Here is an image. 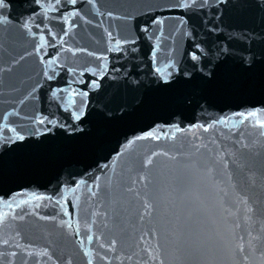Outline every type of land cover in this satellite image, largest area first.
<instances>
[{
	"label": "water",
	"instance_id": "1",
	"mask_svg": "<svg viewBox=\"0 0 264 264\" xmlns=\"http://www.w3.org/2000/svg\"><path fill=\"white\" fill-rule=\"evenodd\" d=\"M12 3L13 23L0 25V125L4 123V114L12 112L13 108L21 112V117L32 115L36 109L63 122L68 113L64 111L61 102L50 98L47 85L54 88L57 84L60 87L72 84V77L65 70L60 71L57 80L47 82L45 88L40 89L39 101H33L29 97L24 105L19 104L35 83L42 79L43 70L39 56L33 51V45L39 42L38 36L35 39L28 37L20 29L19 23L34 8L37 12L40 9L32 0H12ZM131 3L133 0H97V7L99 12L104 13L103 16L92 10L90 5L85 6L84 14L92 20V24L78 19L76 23L79 26L70 30L69 36H63L62 25L55 19L49 21L43 17L34 18L35 23L43 20L40 30L55 45L47 48L41 55L47 60L55 58L59 52L60 62L65 64V69L98 66L99 61L86 53L73 55L71 51H62L61 48L86 47L97 53L104 51L107 36L103 28L107 27L115 34L117 25L121 23L119 20H110L106 15L107 11H113L117 16L122 15L133 11L128 7ZM48 16L55 17L56 13L50 12ZM225 19L231 27L221 26L218 30H214L218 22L212 20V12L208 10L201 11L184 26L167 21L161 51L158 53V66L163 67L170 58L183 65L189 59V53L195 50L196 44L210 53L225 47L234 53L264 47V37L259 35L261 28L258 22L244 20L235 13ZM45 25L52 32L58 33L66 44L61 45L59 38H53ZM154 43V40H142L135 52L107 53L109 69L103 78L85 73V80L97 79L100 83V88L89 94L90 109L115 111L138 92L155 87L150 51ZM25 52L33 54L25 56L19 64L11 62L13 58L19 59ZM8 68H12V71H6ZM38 72L41 76H37ZM72 86L84 87L77 84ZM259 99L258 95L214 94L210 96L205 108L180 106L173 110L182 112L183 115L172 118L168 111L132 113L125 119L112 121L104 140L87 156L51 158L38 165L13 169L8 178L0 182V196L5 199L14 198L17 204L21 200H27L28 203L12 210L0 204V209L9 211L10 216L12 213L24 216L23 220H9L0 226V241L9 240L8 246L0 243V252L19 253L15 258L0 257V264H8V261L23 264L25 259L29 260V264H35L37 259H40L41 264H56L57 260L60 264H66L68 259L72 260V264H86L79 239L81 236L86 238L89 234L94 238L91 242L85 239L84 247L92 250L94 255L107 254L111 264H121V261L123 264H139L141 260L147 259L141 251L145 247L144 241L154 246L157 242L163 244L167 238L168 252L171 253L181 233L191 235L198 246L202 247V255L196 261H185V264H231L230 247L234 243L231 233L248 238L249 226L244 222L243 206L238 204L239 198L248 196L250 203L257 199L264 203V137H260L248 123L241 124L239 118L232 117L231 113L253 105L259 107ZM221 117H228L227 123L215 124L208 132L188 128L190 124H208ZM154 121L156 124L179 123L186 132L178 133L177 139L173 141L171 132L174 129H154ZM22 122L25 121L18 117H9V123ZM153 129L157 134L168 133V139L138 141L127 152L121 148L125 137L131 138ZM3 134L11 133L5 129ZM245 143L249 147H243ZM201 144L206 147H200ZM161 149L169 152V156L158 155L153 157V165L141 167L142 161L152 151L160 152ZM117 152L121 155L117 156ZM104 164L109 167L103 169L101 166ZM113 167L115 173L112 171ZM209 168L215 171L209 173ZM251 173H255V184L252 183ZM97 176L100 177L99 180L95 179ZM142 176H147V179H141ZM81 180L87 183H80L76 187ZM95 184H99V188ZM72 188H75V193L70 190ZM92 191L97 195L92 196ZM33 194L52 197L53 200H37ZM65 197L69 202L68 210L73 213L72 229L59 225L61 219L68 218L55 206V200L61 199L63 202ZM145 200L153 205L147 212ZM237 207L240 208L238 218L229 214V210L235 211ZM37 212L40 216H56V219H40L35 214ZM77 219L81 222L80 236L73 234ZM86 222L92 226L91 232L88 231ZM237 223L241 227L233 228ZM253 228L258 229L259 225H253ZM17 232L21 235L17 236ZM141 236L144 241L140 239ZM111 239L121 241L116 253L99 246L100 243L107 244ZM125 240L127 244L123 243ZM16 243L32 244L37 251L47 248L52 259L36 256L28 258L22 250L14 247ZM127 256H131L132 260H127ZM237 259L244 264L242 257L238 256ZM95 264L108 262L96 256Z\"/></svg>",
	"mask_w": 264,
	"mask_h": 264
},
{
	"label": "snow or ice",
	"instance_id": "2",
	"mask_svg": "<svg viewBox=\"0 0 264 264\" xmlns=\"http://www.w3.org/2000/svg\"><path fill=\"white\" fill-rule=\"evenodd\" d=\"M40 11L35 8L31 14L19 23L20 29L28 36L35 39L38 36V43L33 45V51L39 56L40 63L43 65L42 79L38 80L31 88L28 95L19 101L20 105H24L25 101L30 97L33 101H39V91L45 88L47 82L55 81L60 76V71L65 70L72 77V84L84 85V87H73L72 84H67L60 87L47 85V90L50 93V98L61 102L64 111L68 113V117L63 122L54 116L44 115L41 111L34 109L32 115L21 117V112L13 108L12 112L5 113L3 116L4 123L0 125V182L6 180L13 169L21 167L38 165L46 162L51 158H71L73 156H87L97 145L102 142L107 134L108 125L116 119H125L132 113L145 112L149 110L168 111L170 118L177 115H183L182 112L177 113L173 109L177 107L205 108L209 104V98L214 94H233V95H258L260 99L256 107H246L244 110L231 113L232 117H238L241 124L248 123L252 130L259 133L260 137H264V47L259 50L244 49L243 52L234 53L231 49L225 47L218 49L215 53L208 52L200 44L195 45V50L189 53V59L179 64L175 59H168L163 67L158 66V53L161 51V41L164 36L165 24L167 21H173L175 24L184 26L189 21L194 20L196 16L203 10L212 12V20L217 21L214 30L221 29V26L231 27L226 23L225 17H230L231 14H238L242 19L258 22L261 28L259 35L264 37V0H133V3L128 5L133 11L126 12L122 15H114L113 11H107L106 15L110 20H119L120 24L116 27V32L110 31L109 28H103V32L107 36V47L102 52L89 51L86 47L76 48H61L62 51H71L73 55L76 53H86L88 56L99 61L96 67H68L65 69V64L60 62V55L57 52L56 57L45 60L41 53L49 47H55L44 31H41L43 20L41 23H35L34 18L43 17L49 21L55 19L62 25L61 31L63 36H69L70 30L77 28L78 19L84 20L88 24H92V20L88 19L84 14V7L90 5L91 9L103 16L104 13L99 12L97 0H32ZM13 9L12 0H0V25H9L13 23L11 19ZM214 9V11H213ZM56 13L55 17H49L48 13ZM7 13V14H5ZM182 13V14H178ZM19 21V18H17ZM98 27L100 25H97ZM53 38H59L61 45L66 44V41L59 34L52 32L49 26H44ZM36 29V30H34ZM177 31L179 29H176ZM158 33V34H157ZM253 35H256L253 33ZM155 41L151 46V61L154 66V88H149L138 92L129 102L122 104L117 110L105 109L97 111L90 109L88 97L91 91L100 88V83L97 79L85 80V73H92L94 76H103L109 69V56L107 53H122L135 52L140 41ZM131 45V47H128ZM33 53L25 52L19 59H12L13 64H19L25 56H31ZM58 65L59 67H54ZM169 69H172L169 71ZM11 72L12 68L6 69ZM41 76V73H36ZM63 93L64 95H61ZM79 101V102H78ZM15 116L20 118L22 123H9V117ZM228 117H221L211 123H197L188 126L191 129H202L208 132L215 124L227 123ZM155 128H170L174 129L171 132V139L175 141L178 133H185L186 130L180 127L179 123L156 124ZM7 129L11 134L4 135V130ZM149 130L139 135H133L131 138L125 137V142L121 148L127 152L136 142L147 139L160 141L168 139V133L161 132L157 134L155 130ZM193 137L195 133H192ZM200 147H206L201 144ZM243 147H249L248 144H243ZM199 151V148H197ZM117 156L121 153L117 152ZM158 155L169 156V152L161 149L160 152L152 151L151 155L146 157L141 167L145 165L151 166L154 164L153 157ZM223 158H221V161ZM103 169L109 167L108 164L101 166ZM227 167V165H225ZM115 173V167L112 168ZM215 171L209 168L208 172ZM252 183L255 184V173L250 174ZM99 180L100 177L95 178ZM141 179H147V176H142ZM86 184L81 180L77 183ZM99 188V184H95ZM75 193V188L70 189ZM131 191V189H129ZM15 195V194H14ZM92 196H96L95 191L91 192ZM239 195V194H238ZM37 200L52 201V197L37 196L33 194ZM77 200L79 197H75ZM27 200H21L19 204L14 198L5 199L0 196V204L9 210L18 208L22 204H27ZM68 200L63 198L55 200V206L59 207L64 217L59 225L66 226L68 229L73 228L72 215L68 210ZM238 204L243 206L244 222L248 224L247 239L244 235H236L231 233L233 245L230 247L231 264H241L238 256L242 257L244 264H264V203L259 199L250 203L248 196H242L238 200ZM260 205V207H257ZM145 211L152 208L153 205L144 201ZM240 208L235 211L229 210V214L237 216ZM40 216V213H35ZM95 215V213H93ZM23 215L12 213L0 209V226H3L9 220H23ZM43 220H55L56 216H40ZM143 219V217H141ZM76 227L74 235L80 236L81 222L79 219L75 221ZM259 225L258 229H254L253 225ZM88 231L91 232V225L87 224ZM241 224L233 225V228H240ZM255 231V234H254ZM17 236L21 234L16 233ZM93 235L89 234L85 237H80L79 243L86 257V264H95L96 256H100L102 261L108 262L107 254L93 253L92 250L85 248V239L88 242L93 240ZM140 239L144 241V237ZM5 246L9 245V240L0 241ZM121 243L117 239H111L107 244L100 243L101 249L110 250L112 253L117 252V245ZM127 244V241H123ZM145 247L141 249L147 256L146 260H141L139 264H185V261H196L202 255V247L198 246L197 241L191 235L185 236L181 233L175 242L171 253L168 252L169 242L167 238L163 244L157 242L154 246L148 245L144 241ZM139 247V245H137ZM16 249L22 250L26 257L38 258L47 257L52 259L47 248L37 251L32 244L23 245L16 243ZM128 247H131L128 245ZM19 253L17 251L0 252V257L11 256L15 258ZM123 255V253H122ZM167 257V259H166ZM131 261L132 257H125ZM119 259V257H116ZM8 264H13V261H8ZM23 264H29V260L25 259ZM35 264H41L40 259H37ZM56 264H60L59 260ZM66 264H72V260L68 259ZM123 264V261H121Z\"/></svg>",
	"mask_w": 264,
	"mask_h": 264
}]
</instances>
